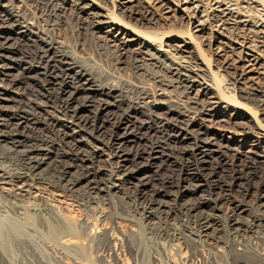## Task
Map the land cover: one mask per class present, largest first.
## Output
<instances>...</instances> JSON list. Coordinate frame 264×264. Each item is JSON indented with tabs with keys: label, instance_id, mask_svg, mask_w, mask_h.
Returning <instances> with one entry per match:
<instances>
[{
	"label": "bare ground",
	"instance_id": "bare-ground-1",
	"mask_svg": "<svg viewBox=\"0 0 264 264\" xmlns=\"http://www.w3.org/2000/svg\"><path fill=\"white\" fill-rule=\"evenodd\" d=\"M15 1L19 0H0V9ZM35 1L44 11L54 6L71 7L91 35L122 55L130 54L136 71L148 74L154 70L148 74L154 89L125 84L136 95L132 99L119 87L103 85L96 91L102 99L106 97L100 100L97 113L93 112L98 115H83L85 106L72 101L78 92L90 90L95 76L78 70L73 77L75 84L69 80L73 86L57 84L59 76L47 70L50 63L51 68L59 67L63 72L84 68L83 64L38 36L33 31L34 15L19 16L9 8L7 21L12 22L13 33L33 39L45 47V52L41 56V51L37 52L39 62L21 58L17 63L19 78L12 80L9 72L17 59L0 30V195L24 198L54 187L47 181L48 175L57 177L62 193L63 189L83 187L89 204L112 199L115 190L121 188L142 205L144 219L157 220L160 232L166 231L163 219L176 213L186 236L195 244L218 240L217 233L224 229L226 242H218L231 264H247L252 252L256 259L253 264H264V125L247 107L251 104L254 110L264 111V90L257 80L264 75V0ZM177 25L186 30L174 31ZM212 26L217 29L213 33ZM162 27L168 30L158 33ZM199 40L215 59L212 66L199 49ZM44 58L45 65L41 66ZM36 71L45 78L38 77ZM21 83L42 103L22 106L23 95L15 92ZM54 85L58 87L55 107L49 96ZM123 102L126 112L109 113L120 110ZM132 114L146 115L156 128L142 133L144 125L138 127ZM238 117L246 119L239 123L242 140L231 147L230 138L224 134L230 133L232 121ZM43 131L57 133L58 140L42 137ZM160 162L166 174H143ZM107 167L113 171L108 172ZM202 188H206L204 196L174 208L173 202L158 199L173 196L170 199L176 202ZM222 205L226 211L220 215ZM246 206L251 215L240 218ZM24 216L19 220L0 217L1 247L11 241L21 242L25 227L33 226L32 215ZM56 219L47 223L49 240L61 241L64 254L69 250L79 253L75 235ZM83 229L85 237L96 236L91 229ZM107 234L102 232L97 237L112 242L118 251L116 241ZM246 234L249 244L239 240ZM64 254L59 264H70L71 254Z\"/></svg>",
	"mask_w": 264,
	"mask_h": 264
},
{
	"label": "rangeland",
	"instance_id": "rangeland-1",
	"mask_svg": "<svg viewBox=\"0 0 264 264\" xmlns=\"http://www.w3.org/2000/svg\"><path fill=\"white\" fill-rule=\"evenodd\" d=\"M10 6L8 4L5 9H0V30L2 33H4L3 37H6L7 39V47L9 46L8 48H10L12 52L14 51V59H17L16 63H14V67H11L12 70L9 72L12 76V80L19 78L18 72L20 71V68L17 66L18 61L21 60V58L23 60H25L26 58V61L34 59L32 61L39 62V56H36L37 52L41 51L40 56L41 53L43 55V53L45 52V47L38 42L32 41L33 39L30 40L28 37L26 38V36H21L18 33H13L14 31L11 28L12 22L7 21L8 16L6 11H8L9 8L15 10L19 16L24 15L25 13H31V16L34 15L35 23L33 31L43 39L49 41L50 43L52 42L51 44H53L54 46H58L62 50L66 51L72 59H77V61H81L80 63L83 64L84 68H76L74 71L63 72L59 67L55 69L51 68L53 62L50 63L47 67V70L49 73L51 71H55L54 73L59 76L57 84L59 82L62 84L69 83V87H71V82H74L73 85L76 82L74 81L73 77H75L74 74L78 70H81L83 72V69H85L88 73L90 72L92 77L95 76L92 78L93 80H95L92 83V89L90 88L88 92H78L76 94L77 96H75V99L72 101L74 105H77L79 103L85 106L81 110L83 115H98L95 113H97V110L99 108L98 105L100 100L102 99V96H100V94L96 91L104 86L119 87L123 94L125 93L128 97H132V99H134L136 95L133 90L126 88L125 84H134L142 87L145 86L144 88L148 87L147 89H150V87L151 90L154 89V85L152 83L150 75H148L149 73H155L154 70L148 71V74L136 71L134 69L132 63L133 59L130 54L122 55L114 47L111 48V46L106 45L100 37L91 35V33L85 27V24L77 20L76 15L71 7L66 6L63 7V9H60L61 7L54 6L44 11L37 5L35 0H22V3L21 0H19L15 1V3ZM210 20L212 21V19ZM212 27L213 28L210 27V32L212 31L213 33L217 29H215L214 26ZM173 29L174 31L181 30V32L186 30L183 25H177L173 27ZM167 30L168 29L162 27L161 29H158L157 32H166ZM198 44V47L202 51V54L210 59L209 62L212 66V64H214L215 62V59L210 58V55L205 47V42H200L199 40ZM47 55L48 58H53L51 54ZM44 59L41 61V66L45 65V63L43 62L46 61V58ZM35 74H38L37 76L41 79L45 78V76H41V71L39 73L36 71ZM69 80H71V82ZM100 80L102 82H100ZM257 80L259 81L258 86L260 87V89L262 88L264 90V75H259ZM222 82L221 83L224 84V81ZM56 85L51 87L49 90V96L51 97V102L54 104V107L58 100V85ZM67 89L68 90L66 91H70V88ZM262 89L261 91H263ZM30 91L31 89L23 83L17 85L15 92L23 95L22 106H24L25 104L30 106L33 104V102L42 103L41 98H39L37 94L30 93ZM103 99H106V97H103ZM117 100H120V97L119 99L117 98ZM51 107H53V105ZM247 107L257 113L255 120L257 122L261 121L264 125V111L256 108L254 110V107L251 104H249V106ZM120 108V110H109V113H112L111 111H113V113L118 111L117 114H119L123 110V112H126V109L128 110L124 102L122 103V106H120ZM48 111L53 114L52 108H50ZM132 119V121L135 122L138 127L140 125H144V129L141 130L144 134H147L146 132H149L147 131L148 128H156V124L154 122H151L146 115L132 114ZM245 121V118H235L232 121L234 126L231 128L230 133L224 134L226 138H230L229 142H232L231 147H233L234 144L238 145V143L236 142L242 140V133L240 132L242 130L240 128L241 124ZM42 134V137L46 139L51 140V138L54 137V140H58V137L56 135L57 133L55 132L50 133L47 131H43ZM243 147L246 146L244 145ZM106 169H108V172L113 171H109L110 169H112L110 167H107ZM143 174H157V176H161L166 174V171L164 170L160 162L151 166V168L147 171H144ZM46 179L49 183L51 182L54 187H46L47 189L45 188V190L43 191L36 192V194L31 193V195L29 194V196L27 195L24 198L5 197L0 195V217H13L12 220H19V218L25 217L24 215L27 216V214H30L32 215V218H34V221L32 223L33 226L31 227L27 225L26 227L28 228L25 227L24 234L21 237V242L17 241L16 243L14 241H11L9 242L11 244L8 243V245H3V247L0 246V264H59L61 261V257L64 254L61 250L62 248L60 249L61 241L59 242V240H49L50 237L48 236L47 226V223L51 222L55 218H57L56 220H61L60 222L65 224L64 226H67V229H70L69 231L75 235V237H73V240L74 243H76L75 245L78 247L79 253H75L72 250H69L71 252L65 251L66 255L68 254V252V256L70 254L72 255L69 256L73 260L70 261V264H231L230 259H228V256L225 255V250L221 248V242L226 240L224 229H220V232L217 233L218 240H208L204 241L203 243L196 242L195 244V242L190 241L189 237L186 236L188 234L183 227L184 224L179 219L176 213L168 215V217H170L169 219L168 217L163 219L164 221L162 222L166 224V231L164 230V232H160V230L156 229L159 227V223L155 219H144L145 217L142 210V205H140L139 201H137L132 196V194L129 192L130 190H127V192H129L127 196L124 193L125 191H123L124 189L120 188V190L118 189V191L116 189L115 192L113 191L114 193L112 195V199L109 198L104 201L99 200L97 203L89 204L87 202V197L84 194L83 187H79L78 189L74 188L72 190L63 189L62 193L60 192L61 189L58 188L60 184L59 182L57 183V177L48 175L46 176ZM205 191L206 188L196 190L195 192L189 190L187 192H193L194 195H184L183 198L176 200L177 203L179 201L178 204L175 201H172V199H174L173 196H159L158 199L170 201L171 203L173 202L174 204H172V208H174L180 206L179 204H182L183 201H188L196 197L204 196ZM17 209H19V213H21L20 215L18 214ZM245 209L246 211L239 213L240 218L246 219L251 215V211L248 212L249 206H246ZM221 210L222 212H218L220 213V215H222L224 210L226 211V206L222 205ZM45 212H47V214H54L56 216L53 217L52 215L50 216V214L47 215ZM37 221L40 224H38ZM85 227L88 228V230L91 229L92 231H90L92 232V234L94 233L96 236L92 235L93 238L91 239L85 237L83 229ZM102 232H105L106 234L108 233L107 235L108 237L111 236L110 238L113 237L114 241H116L115 243H117V246L119 248L118 251L114 250L112 242L108 243L103 238L97 237V235H99V233L101 234ZM182 232L186 237L183 236ZM177 234L181 236V239L178 240L179 236ZM243 236L239 237L242 239H238L242 242L245 240V244H249L248 235L246 234L244 237ZM235 239V241H239L237 238ZM183 240H185L189 245H187L186 242L184 243ZM228 240H230V242L232 241L231 238ZM218 241L221 242L219 243ZM208 242L212 244H209ZM74 254L77 255L74 256ZM251 255L248 259L250 261L247 262V264H253L256 262V259Z\"/></svg>",
	"mask_w": 264,
	"mask_h": 264
}]
</instances>
